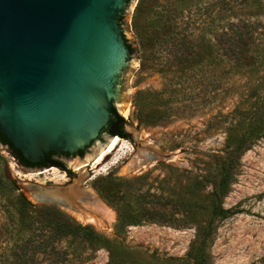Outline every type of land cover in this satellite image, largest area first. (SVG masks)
<instances>
[{
    "label": "rangeland",
    "instance_id": "1",
    "mask_svg": "<svg viewBox=\"0 0 264 264\" xmlns=\"http://www.w3.org/2000/svg\"><path fill=\"white\" fill-rule=\"evenodd\" d=\"M154 1L149 16L161 14L171 37L183 36L193 46L183 64L166 43L153 50L139 45V52L128 55L133 65L120 74L118 112L134 141L117 135L118 146L91 169L76 170L67 185L66 171L55 165L25 168L0 144V264H193L189 252L203 234L206 264H264L263 137L246 143L219 198L231 213L214 214L212 203L227 137L244 133L243 111L264 96V0ZM138 2L122 11L127 43H133ZM241 21L252 25L253 42L239 65L226 58L223 43ZM76 158L65 163L77 168ZM104 180L116 194L100 190ZM30 185L50 193L64 186L90 193L110 216L100 215L104 224L97 226L49 204L95 236L44 244L35 212L23 211L18 202L22 195L34 206L48 205L36 203L30 193L39 189ZM60 248L68 251L63 262L53 251Z\"/></svg>",
    "mask_w": 264,
    "mask_h": 264
},
{
    "label": "water",
    "instance_id": "2",
    "mask_svg": "<svg viewBox=\"0 0 264 264\" xmlns=\"http://www.w3.org/2000/svg\"><path fill=\"white\" fill-rule=\"evenodd\" d=\"M132 1L0 0V133L24 159L88 147L75 159L86 168L117 136L100 138L112 111L123 107L118 82L133 65L119 21ZM61 189L34 192V200L93 213L89 193Z\"/></svg>",
    "mask_w": 264,
    "mask_h": 264
},
{
    "label": "trees",
    "instance_id": "3",
    "mask_svg": "<svg viewBox=\"0 0 264 264\" xmlns=\"http://www.w3.org/2000/svg\"><path fill=\"white\" fill-rule=\"evenodd\" d=\"M154 0H139L135 10V14L132 18V26L134 28L133 43H127L129 53L139 52V45L145 48L154 49L156 45L167 44L171 57L175 59V62L183 64L188 61L190 48L193 46L191 42L186 40L183 36H172L169 32V24L161 14H158L157 19H152L149 14L154 6ZM170 15V13H169ZM120 24H122V16L119 17ZM233 30L231 36L226 38V44L223 43L224 54L226 58L233 63L243 64L248 57L251 49V38L253 36L251 30V24L247 21H241L233 23ZM134 44V46H133ZM248 118V126L244 130V133L233 134L231 137L228 135L225 143L226 154L221 157L220 175L216 181L218 185L213 190V213L220 215L221 217L228 216L231 213V209L223 208L219 203L220 196L227 188V181L231 180V174L234 170V163L239 158L241 151L246 147V143L250 142L255 137L264 138V96L250 109L243 111ZM121 121L124 119L118 116ZM0 144L3 145L9 153L17 160H25L20 150L15 148L7 137L0 133ZM107 181V180H104ZM100 190L106 194H116L117 190L115 185L111 181H107L106 184L100 185ZM20 208L23 211L28 208L33 209L35 214L32 216L35 220L36 228L39 230L40 235L44 236L43 243L46 244L53 240L70 238L73 239L78 236L85 238H92L95 236L94 230L89 226H82L75 223L70 217L66 216L62 212L58 211L55 207L50 205H37L34 206L27 201L22 195L18 197ZM33 221V222H34ZM132 224H137V220L130 221ZM206 235L203 234L200 238L199 244L196 247H192L190 250V256L193 264H206V254H204V243L206 241ZM198 247V254L195 249ZM201 250V251H200ZM57 254L58 262H63L67 257L66 249H53ZM25 251L21 252L19 256V262L23 260Z\"/></svg>",
    "mask_w": 264,
    "mask_h": 264
},
{
    "label": "flooded vegetation",
    "instance_id": "4",
    "mask_svg": "<svg viewBox=\"0 0 264 264\" xmlns=\"http://www.w3.org/2000/svg\"><path fill=\"white\" fill-rule=\"evenodd\" d=\"M118 116H120L119 112L116 111L115 109L112 111L111 115H110V119L106 125V127L103 129V133L105 135L108 136H113V135H119L121 137H125L128 138L130 140L134 141L133 136L128 133L125 129H124V125H125V121H121ZM84 150H79L78 152L74 153V154H69L66 152H54V151H50L47 152L45 154V156L38 162H29L26 159L21 161L18 158V163L20 165H22L25 168H41V167H52V166H56L60 169H62L63 172H67V174L69 175L68 179H65V181L67 183H65V185L69 184L70 181H73V175L76 174L75 171L83 168V166H77V168H73L71 166H67V164L65 163V159L71 158L74 155H77L79 157L83 156ZM150 157V156H149ZM91 169V167H86V170ZM76 190V188H74ZM90 194V193H89Z\"/></svg>",
    "mask_w": 264,
    "mask_h": 264
},
{
    "label": "bare ground",
    "instance_id": "5",
    "mask_svg": "<svg viewBox=\"0 0 264 264\" xmlns=\"http://www.w3.org/2000/svg\"><path fill=\"white\" fill-rule=\"evenodd\" d=\"M119 142L120 141H119V137L118 136L112 137L109 140V142H108L107 148L106 149H102L100 151L98 157L94 160L93 163H98L101 159L104 158L105 155H107L108 153H111L118 146ZM130 168H131V166L127 167V169H130ZM39 191H37V192L35 191V193H38L39 195L46 194V191H44V190H41L40 192ZM35 193L34 192L30 193L32 198L36 197ZM87 206L93 213L84 214V213H81V212H78V211L70 210L71 214L73 216H75V218L80 220V221H83V222H86V223L88 222V223H91V224L97 225V226H103L104 222H103L102 216H105L106 218L110 216V212L107 209V207L104 205V203L101 200L97 199V198L87 197ZM100 215H102V216H100Z\"/></svg>",
    "mask_w": 264,
    "mask_h": 264
}]
</instances>
